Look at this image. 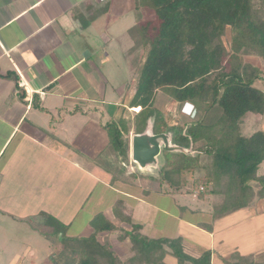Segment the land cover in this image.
Returning <instances> with one entry per match:
<instances>
[{
  "label": "crops",
  "instance_id": "crops-1",
  "mask_svg": "<svg viewBox=\"0 0 264 264\" xmlns=\"http://www.w3.org/2000/svg\"><path fill=\"white\" fill-rule=\"evenodd\" d=\"M128 1L133 6L124 11L125 0H0V161L7 154L0 167V209L5 215L19 200L21 185L32 195L21 208H37L36 213L48 212L71 225L101 185L95 195L105 209L100 215L111 224L120 221L124 209H114L126 199L98 160L108 145L104 106L115 107L109 116L116 119L138 110L129 105L134 89L125 85L118 90L119 101L108 103V82L97 66L106 59L95 41L100 38L104 47L111 43L109 31L118 29L125 13L135 20V0ZM57 166L55 178L51 171ZM109 192L107 204L100 205ZM62 201L70 207L67 217ZM92 220L80 236L89 234ZM238 220L248 225L244 237H234ZM205 234L210 264H264V258L256 259L264 255V198L213 220ZM226 243L235 250L223 251Z\"/></svg>",
  "mask_w": 264,
  "mask_h": 264
},
{
  "label": "trees",
  "instance_id": "trees-1",
  "mask_svg": "<svg viewBox=\"0 0 264 264\" xmlns=\"http://www.w3.org/2000/svg\"><path fill=\"white\" fill-rule=\"evenodd\" d=\"M134 15L135 25L128 30L131 51H140L143 60L129 103L138 110L134 134L150 125L154 134H168L172 145L192 149L190 155L162 150L158 177L150 180L165 186L168 194L221 200L214 220L248 207L264 191V176H257L264 161V133L244 138L239 124L248 113H264V94L253 87L259 69L245 62L243 53L251 51L264 64V0H135ZM227 28L230 52L222 40ZM166 89L172 101L195 108L190 123H169L154 108L156 92ZM117 124L104 126L106 149L121 157L128 150L130 128ZM115 174L114 183L123 171ZM252 182L261 186L257 193ZM119 220L133 221L122 214ZM90 228L91 235L76 242L58 233L55 241L62 248L50 256V264H163L167 255L177 264H210L209 252L198 258L185 254L179 237L148 239L133 229L125 233L131 253L120 261L107 243L98 241L116 227L98 215Z\"/></svg>",
  "mask_w": 264,
  "mask_h": 264
},
{
  "label": "rangeland",
  "instance_id": "rangeland-1",
  "mask_svg": "<svg viewBox=\"0 0 264 264\" xmlns=\"http://www.w3.org/2000/svg\"><path fill=\"white\" fill-rule=\"evenodd\" d=\"M131 6H133L132 3L130 5L129 1L125 0L124 11H127ZM147 15L149 18H152L151 13ZM111 18L110 16L107 19L111 22ZM134 22L133 13H125L124 20L122 23H119L118 29L114 32L109 31L110 34L108 33L114 39L111 43L104 47L105 45L100 41V38L95 41L100 48V51H98L101 55L100 57L104 55L106 59L105 62L97 60V66H100L99 68L102 70L104 79L108 82V103L115 102L116 100L119 101V98L117 99V93L122 85L130 87L131 89H128L131 91L133 89L135 90L137 80L141 73L143 63V60H141L142 53L138 50L131 51L133 43L128 34V30L133 27ZM222 40L229 51L228 28ZM243 54V57L245 56V62L259 69L260 78L254 82L253 87L264 94V64L251 51H245ZM109 105L111 104L104 106L106 119L104 121H107V123H118V126L121 125V127L126 128L127 126L130 128L129 133L125 136L128 150L124 156L119 157L113 151L105 148L102 156L98 160L102 164H109L111 171L106 170V168L105 170L108 171L110 177L118 175L115 174L117 171L119 173L123 171L122 177L118 178L116 183H112L113 185H117V189L123 193L124 197L122 198L126 199V203L123 204V202L118 201L114 210L118 212L123 207L124 213L122 215L128 216L133 221L131 223L115 222L113 225L116 229L106 238H103V233L100 234L98 241L100 243H107L120 261L125 260L131 253L128 250L129 240L125 233L130 232L132 229L139 230V233L148 239H174L179 237L183 240L185 252L188 255L198 256L203 254L205 250H208V236L205 233H209L211 230L213 220L215 217H218L216 214H220L223 202L220 200L219 203H215L216 200L214 201V199H210V201L212 200L211 202L209 201L210 203L205 202L199 200L196 197V193L168 194L170 192L165 191L167 189L165 186H157L155 182L151 181L150 178L158 177L157 169L140 171L130 157V141L134 135L133 128L135 126L134 123H136V117L134 115L131 118L126 115L119 119L110 117L109 113H112L115 107ZM153 106L156 109L159 108L164 111V117L169 123H190L195 116V108L187 103L180 104L172 101L168 95V89L158 90L156 92ZM239 128L240 134L244 138H248L256 132L264 133V113L256 115L252 113L246 114L241 119ZM6 156L7 154L0 161V167ZM59 170L60 166H57L51 171L55 178L57 177V173L58 175L60 174ZM47 175L50 176V171ZM257 175L264 176V161L260 164ZM59 181L63 182L61 180ZM254 184L259 185L258 182H252L251 185L253 186ZM19 187V200L14 201L15 206L9 209L8 215H5L4 211L0 209V264H50V260H48L50 256L55 255V252L57 250L59 252V249L62 248L55 241L58 233H62L71 242H76L79 238L87 239L91 235V230L89 234L86 233L81 236L79 234L86 228L89 221L94 219V216L102 214L103 210H105L103 207H99V201L95 200V195L97 193L99 194L102 189L101 185H98L94 190L92 200H90L87 208L69 225L60 221L59 218H53V215L48 214V212L36 213L38 211L37 208H21L20 205L32 195L30 196L29 194L31 193L24 187H21V185ZM0 195H2L1 191ZM107 195L108 197L106 196L100 205L104 206L107 204V198L111 197L110 192ZM246 196L249 197V193L248 195L246 193ZM261 196L264 198V191ZM63 202L59 204L60 209L64 211L67 217L69 216L70 207L64 205V208ZM132 211L134 216L131 214ZM250 211L253 212V210ZM243 212L246 214L248 211L244 209ZM189 224L198 226V228L190 227ZM237 228L234 229V237H239L240 235L244 237V229L249 230L248 225H246V220L241 221V223L238 220ZM45 234L53 242L47 240L44 237ZM58 235L60 236V234ZM244 239L247 242L248 237ZM230 242L234 244V240ZM234 250V246L228 243L223 246V251L225 252ZM30 251L31 253H29ZM263 258L264 255L256 257L258 262L262 261ZM61 264H67V262ZM163 264H176V259L167 255L163 260Z\"/></svg>",
  "mask_w": 264,
  "mask_h": 264
},
{
  "label": "water",
  "instance_id": "water-1",
  "mask_svg": "<svg viewBox=\"0 0 264 264\" xmlns=\"http://www.w3.org/2000/svg\"><path fill=\"white\" fill-rule=\"evenodd\" d=\"M190 155L191 147L186 150L171 143L170 136L165 133L154 134L148 125L144 132L134 134L130 141V157L140 171L158 168V157L161 151Z\"/></svg>",
  "mask_w": 264,
  "mask_h": 264
}]
</instances>
